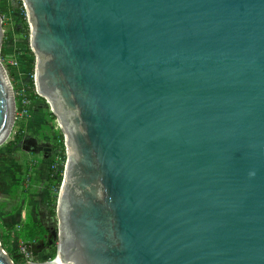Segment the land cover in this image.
I'll list each match as a JSON object with an SVG mask.
<instances>
[{"label": "water", "instance_id": "water-1", "mask_svg": "<svg viewBox=\"0 0 264 264\" xmlns=\"http://www.w3.org/2000/svg\"><path fill=\"white\" fill-rule=\"evenodd\" d=\"M23 1L67 148L56 256L24 264H264V0ZM14 105L0 62V142Z\"/></svg>", "mask_w": 264, "mask_h": 264}, {"label": "rangeland", "instance_id": "rangeland-1", "mask_svg": "<svg viewBox=\"0 0 264 264\" xmlns=\"http://www.w3.org/2000/svg\"><path fill=\"white\" fill-rule=\"evenodd\" d=\"M0 18L3 29L0 62L6 71L15 103L10 134L0 145V242L13 264H16L13 260L15 253L22 255L21 264L27 261L43 263L54 258L53 249L48 247V242L53 239L47 223L52 220L58 226L60 192V189H48L47 175L49 169L57 168L61 161L57 143L62 133L65 144V134L51 103L36 89L37 55L31 46V24L24 1L0 0ZM5 45L12 47L10 59L3 55ZM14 71L18 73L17 76L13 74ZM19 129L24 130L23 139H33L37 144L51 146V155L44 158L42 153L28 151L24 148L23 139L10 144L15 142ZM41 163H44V168H41ZM54 204L55 211L52 210ZM15 212L17 216L11 224L3 222L4 217ZM29 218L44 225V231H40L32 241L23 239L20 232ZM7 225L14 226L13 230L7 229ZM58 242L57 237L56 246Z\"/></svg>", "mask_w": 264, "mask_h": 264}, {"label": "trees", "instance_id": "trees-1", "mask_svg": "<svg viewBox=\"0 0 264 264\" xmlns=\"http://www.w3.org/2000/svg\"><path fill=\"white\" fill-rule=\"evenodd\" d=\"M2 52L3 55H5L4 51ZM24 135H25L24 130L19 129L15 135L16 137L15 142L10 144L14 145L16 142L22 140ZM57 147L59 148V153L61 154V161L60 163H58L57 168L49 169L47 175V182H48V189L50 188V190H52V188L60 189L64 178V170H65L67 156L65 152L64 135L62 133L59 134ZM52 210L55 211V204L52 206ZM15 211H17L16 208ZM13 228L14 226L7 225V229H9L10 231H12ZM40 231H44L43 223L34 222L31 218H29L26 222L23 223L20 232L23 239L32 241L37 237ZM51 248L53 249L54 252L53 257H55L57 251L56 241L53 243ZM20 256H22L20 253H15L13 255V260L15 261L16 264L22 263Z\"/></svg>", "mask_w": 264, "mask_h": 264}, {"label": "crops", "instance_id": "crops-1", "mask_svg": "<svg viewBox=\"0 0 264 264\" xmlns=\"http://www.w3.org/2000/svg\"><path fill=\"white\" fill-rule=\"evenodd\" d=\"M11 54H12V47L10 45H5V55H6V57H8V59L11 58L10 57ZM14 70H16V69H14ZM13 74L15 76L18 75V73H15V71L13 72ZM40 166H41V168H44V163H41ZM46 172H48V171H46ZM16 216H17L16 212L14 214H12V215L6 216V217L3 218V222L6 223V224H11L13 222V220L16 219Z\"/></svg>", "mask_w": 264, "mask_h": 264}, {"label": "flooded vegetation", "instance_id": "flooded-vegetation-1", "mask_svg": "<svg viewBox=\"0 0 264 264\" xmlns=\"http://www.w3.org/2000/svg\"><path fill=\"white\" fill-rule=\"evenodd\" d=\"M25 147H26V148L31 147V143H28V142H27V143L25 144ZM53 227H55L53 221H52V220H49L48 223H47V228H48L49 231L51 232V234H52V239H53V240H50V241L48 242V247H49V248H51L52 245H53V243L56 241V238L54 237V235H53V233H52L53 230H54ZM53 237H54V238H53Z\"/></svg>", "mask_w": 264, "mask_h": 264}, {"label": "bare ground", "instance_id": "bare-ground-1", "mask_svg": "<svg viewBox=\"0 0 264 264\" xmlns=\"http://www.w3.org/2000/svg\"><path fill=\"white\" fill-rule=\"evenodd\" d=\"M50 102V101H49ZM8 136H9V134L5 137V139L2 141V142H0V145L2 144V143H4L5 142V140L8 138ZM59 262V260L57 259V260H55L54 262H52V263H58Z\"/></svg>", "mask_w": 264, "mask_h": 264}, {"label": "built area", "instance_id": "built-area-1", "mask_svg": "<svg viewBox=\"0 0 264 264\" xmlns=\"http://www.w3.org/2000/svg\"><path fill=\"white\" fill-rule=\"evenodd\" d=\"M67 153V152H66ZM27 262H29V261H27Z\"/></svg>", "mask_w": 264, "mask_h": 264}]
</instances>
